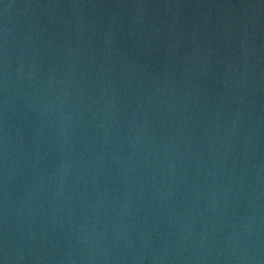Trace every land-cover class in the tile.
<instances>
[{"label": "water", "instance_id": "1", "mask_svg": "<svg viewBox=\"0 0 264 264\" xmlns=\"http://www.w3.org/2000/svg\"><path fill=\"white\" fill-rule=\"evenodd\" d=\"M0 264H264V0H0Z\"/></svg>", "mask_w": 264, "mask_h": 264}]
</instances>
